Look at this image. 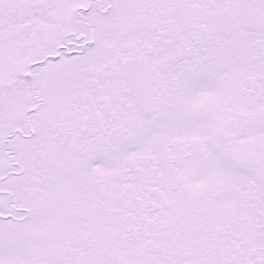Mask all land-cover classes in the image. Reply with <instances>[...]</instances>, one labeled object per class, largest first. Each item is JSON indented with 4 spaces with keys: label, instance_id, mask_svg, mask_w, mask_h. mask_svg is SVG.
Wrapping results in <instances>:
<instances>
[{
    "label": "snow or ice",
    "instance_id": "1",
    "mask_svg": "<svg viewBox=\"0 0 264 264\" xmlns=\"http://www.w3.org/2000/svg\"><path fill=\"white\" fill-rule=\"evenodd\" d=\"M0 264H264V0H0Z\"/></svg>",
    "mask_w": 264,
    "mask_h": 264
}]
</instances>
